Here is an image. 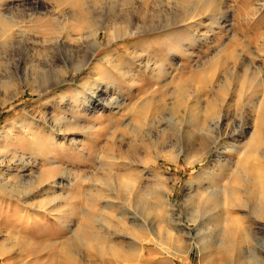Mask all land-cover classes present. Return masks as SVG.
Instances as JSON below:
<instances>
[{
	"label": "rangeland",
	"instance_id": "374dc122",
	"mask_svg": "<svg viewBox=\"0 0 264 264\" xmlns=\"http://www.w3.org/2000/svg\"><path fill=\"white\" fill-rule=\"evenodd\" d=\"M25 2L0 0V103L10 101L0 105V264H262L264 207L254 201L264 194V143L259 154V110L250 103L257 88L241 81L216 93L223 65L214 60L227 50L238 71L251 61L264 71V0H39L26 23L33 42L15 49L3 44V36L15 32L3 16L22 15ZM63 8L62 21L47 12ZM72 13L87 18L75 20ZM42 15L68 38L101 27L97 55L116 53L117 75L87 78L83 70L72 81L69 70V82L61 85L58 73L42 78L36 66L50 53L46 36L37 33L46 29L38 21ZM162 23L175 28L154 31ZM117 72L138 76L133 83ZM120 81L127 84L120 87ZM40 83L54 86L31 94ZM99 84L114 90L119 111L89 109L86 99L93 93L103 98ZM185 85L203 97L202 106L226 96L227 104L214 110L228 130L236 126V138L225 137L222 125L212 132L210 116H187L192 107L198 112L196 101L169 121L172 111L161 106L173 103ZM14 94L18 99L11 101ZM44 96L55 97V115L79 110L82 127L24 124L26 112L38 109ZM135 146L142 151L131 164L125 157Z\"/></svg>",
	"mask_w": 264,
	"mask_h": 264
},
{
	"label": "bare ground",
	"instance_id": "6f19581e",
	"mask_svg": "<svg viewBox=\"0 0 264 264\" xmlns=\"http://www.w3.org/2000/svg\"><path fill=\"white\" fill-rule=\"evenodd\" d=\"M61 2V1H60ZM66 3V2H65ZM8 4V3H7ZM7 4H4V6H8ZM61 4V3H60ZM59 4H57L58 6ZM9 7V6H8ZM20 9L22 8L23 12L22 15L20 16H17L15 14H9V15H5L3 16V19L7 22V24L13 26L14 31H12L11 33H8L7 35L5 34L3 37V44L4 42L5 43H8L11 47H14L15 49L16 48H19L20 46H24L26 44H30L32 43L33 41L31 40V37L29 35H26V23L29 22L28 20L32 17L33 14H36V12L38 11V7H39V0H26V2L24 4H22L21 6H19ZM81 7V6H80ZM53 8V7H52ZM59 8V7H58ZM61 8V7H60ZM7 9V8H6ZM19 9V8H18ZM55 9V8H54ZM64 10L62 9H56V11L54 10H48L47 12L49 14H53L57 17V20L58 21H62L64 16H65V8H63ZM75 10V9H74ZM107 10V9H106ZM14 11V10H13ZM16 11V10H15ZM20 11V10H19ZM79 11V9H78ZM11 12V11H10ZM71 12V10H70ZM84 12V11H83ZM18 13V12H16ZM74 13V11H73ZM72 13V14H73ZM87 13V11L85 12ZM93 13V12H92ZM21 14V13H20ZM48 14V15H49ZM76 14V12H75ZM48 15H42V17H39V20L40 21V26H42L41 28H44V26L46 27V29L44 30H41L39 29L37 31V33H39L40 36H46L45 39L47 40L46 42V47H45V50L50 52L48 53L49 54V58L46 60L42 59L43 61L42 62H39L38 65L36 66V70L37 69H40V71L38 72V74H40V76L44 79H47L46 77L54 74V73H58V81L56 82V85H61V84H65L67 82H69L68 80V71H72L73 72V76H72V81L74 80L75 76L76 75H79L81 74V72H83V70H86V75H87V78H89V76H97V75H106L108 76L109 73H114V75L116 74L115 71H117L118 69V65H116V62L118 63V61H120V59H115L114 56L116 55L115 54H111V53H107L105 54L104 56L103 55H97L98 53V50H100L102 48V45L103 44H100L99 42V37H100V32H101V27L99 28V30H97V32H94V33H90L89 36H83V34H81V31H77V35L76 37H79V38H68L67 36L63 35L62 33H60L59 29H57V27H55V24H54V21L53 20H50V18H46L45 19V16L48 17ZM87 15V14H86ZM89 15V14H88ZM91 15V14H90ZM89 15V16H90ZM39 16V15H38ZM73 16L75 17V15L73 14ZM88 16V17H89ZM53 17V16H52ZM72 17V16H71ZM66 18V17H65ZM70 18V17H69ZM84 18H87L85 15L81 14L80 16H77L75 17V20L79 19L80 21H84ZM36 19V17H35ZM68 19V17H67ZM66 19V20H67ZM74 19V18H73ZM89 19V18H88ZM125 19V17L123 18ZM122 19V20H123ZM19 20V21H18ZM27 20V21H26ZM45 20V21H44ZM48 20V21H47ZM69 20V19H68ZM97 20V19H96ZM127 20V19H126ZM178 20V19H177ZM99 21V19H98ZM163 21V20H161ZM176 21V20H175ZM174 21V23H175ZM65 22V21H64ZM93 22V21H92ZM121 22V21H120ZM129 23V21H127ZM131 22V21H130ZM159 22V21H158ZM166 22V21H165ZM31 23V21H30ZM86 23V22H85ZM96 23V22H95ZM99 23V22H98ZM96 23V24H98ZM125 23V21L123 22ZM127 23V24H128ZM170 24V22H168ZM6 24V25H7ZM36 24V23H35ZM166 25L165 23L162 25H159L158 28H154V31H162V30H165V29H169V30H172L173 28H175V24L174 26L172 25ZM178 24V23H177ZM181 24V23H179ZM158 25V24H157ZM31 26V25H30ZM59 27V24L57 25ZM93 26V25H92ZM97 26V25H96ZM95 26V27H96ZM102 26V25H101ZM36 27V26H35ZM37 27H39V25H37ZM65 27V26H64ZM95 27L93 26V28L95 29ZM173 27V28H172ZM38 29V28H37ZM90 29V26L89 28ZM123 29V28H122ZM147 29V28H146ZM11 30V29H10ZM126 30V28H125ZM129 30V29H128ZM128 30L126 31L127 34H128ZM168 30V31H169ZM34 31V32H35ZM93 31V30H92ZM96 31V30H95ZM124 31V30H123ZM166 31V30H165ZM31 32V30H30ZM69 32V31H68ZM122 32V30L120 31ZM144 32V31H143ZM28 33V32H27ZM35 33V34H37ZM60 33V34H59ZM4 34V33H3ZM131 34V33H130ZM133 34H139L138 32L137 33H133ZM87 35V34H86ZM163 35V34H162ZM165 35V34H164ZM111 36V35H109ZM108 36V37H109ZM123 36V35H122ZM166 36V35H165ZM173 34L172 33H169L166 37L169 38L170 37V40L172 38ZM122 38V37H121ZM33 39V38H32ZM120 39V38H119ZM45 40V41H46ZM114 40V39H113ZM193 40V39H192ZM176 41V40H175ZM174 41V45L176 44H179L181 40L175 42ZM191 40H188L187 43L184 45L185 47V51H189L187 50L189 47L192 46V43H190ZM167 42V41H166ZM34 44V43H33ZM173 44H170V45H173ZM165 45V44H163ZM8 46V45H7ZM166 46V45H165ZM164 46V47H165ZM182 46V45H181ZM4 47V46H3ZM10 47V48H11ZM172 47V46H171ZM183 47V46H182ZM7 48V47H6ZM12 49V48H11ZM169 49V48H168ZM12 52V51H11ZM128 52V51H127ZM223 55H219L215 58V62H217L218 60V63L221 62V64L223 65V72L222 74L219 75V78L217 79L216 83L215 84V88H216V93L218 92H221V91H225L226 89H229L231 88L233 84H238L240 83L241 81H244L246 83H249L250 85H253V87L255 86L257 88V91H255L253 93V96L250 98V103L252 105L253 108H257L259 110V116H258V119L259 120L258 122H260V126L258 128V131L256 133V138L255 140L258 141V145L256 147V151L259 153L261 151V146L262 144L264 143V71H263V68H259L257 69L255 66H252L253 64V61H251L249 64L247 63H243L242 64V69L241 70H237V65H230L229 64V57L230 55L227 54V50H224L223 51ZM241 54L239 55L240 57L239 58H243L244 56V52L241 51L240 52ZM248 54H251L252 53L249 51L247 52ZM10 54V53H9ZM33 54V53H32ZM117 55H120V56H123V54L121 55L120 53H117ZM28 56V55H27ZM37 56V55H36ZM190 56V55H189ZM38 57V56H37ZM116 57V56H115ZM238 58V57H237ZM36 59V58H35ZM52 59V60H51ZM245 59V58H243ZM220 60V61H219ZM247 60V59H246ZM245 60V61H246ZM9 61V60H8ZM29 61V60H28ZM138 61V60H137ZM212 61V62H214ZM147 62V61H146ZM138 63V62H137ZM140 63V62H139ZM138 63V64H139ZM120 64V63H119ZM123 64V63H122ZM141 64H143L141 62ZM210 66V64H207ZM120 66V65H119ZM122 66V65H121ZM141 67V66H140ZM124 68V67H123ZM138 69V68H137ZM122 70V69H121ZM121 70L119 72H121ZM124 70V69H123ZM131 70V69H130ZM136 70V69H135ZM146 70L148 71H152L154 72L155 71V68H153L151 65H147L146 66ZM32 71V70H31ZM148 71V72H149ZM150 71V72H151ZM163 71V73L166 74L167 72V69H165V67L161 70ZM161 71H158V72H161ZM182 71V70H181ZM203 71V70H202ZM24 72V71H23ZM123 72V71H122ZM140 71H138L137 73L138 74H141V72L139 73ZM157 72V71H156ZM157 72V73H158ZM184 72V71H183ZM112 73V74H113ZM118 73V72H117ZM136 73V74H137ZM34 74H37V73H34ZM111 74V75H112ZM125 74V75H124ZM123 75L121 73H118V75H120L121 77H118V78H123L122 80H127L130 78L131 81H133V83L136 81V77L138 75L135 74V72L133 74H131V76L127 75L126 73H124ZM143 74V73H142ZM164 74V76H165ZM168 74V73H167ZM170 74V73H169ZM168 74V75H169ZM182 74V73H181ZM55 75V74H54ZM113 75V77H114ZM117 75V74H116ZM173 75V74H172ZM171 75V76H172ZM39 76V75H38ZM56 76V75H55ZM193 76H195L193 74ZM205 76V75H204ZM35 77V76H34ZM105 77V76H104ZM112 77V78H113ZM150 76L148 75V77L144 76L141 81L146 83V81H148ZM174 77V76H173ZM183 77V76H182ZM40 78V77H39ZM57 78V76H56ZM86 78V76L84 77ZM166 78V77H165ZM175 78V77H174ZM194 78V77H192ZM191 78V79H192ZM109 79V78H108ZM151 79V78H150ZM191 79H188V80H191ZM206 79V78H205ZM209 79V78H208ZM107 80V79H106ZM119 80V79H118ZM152 80V79H151ZM212 80V79H211ZM46 81V80H45ZM44 81V82H45ZM71 81V80H70ZM83 81V80H81ZM43 82V83H44ZM159 82V81H158ZM212 84L213 81H210ZM36 83H38L36 81ZM108 83V82H107ZM133 83H129L128 86H130L131 88L133 87ZM148 83V82H147ZM167 83V82H166ZM243 83V82H242ZM41 84V83H40ZM49 84V83H48ZM47 84V85H48ZM52 84V83H51ZM122 84H127L125 83V81H120L119 85L120 87L122 86ZM42 86L44 85L45 87H42L41 88H38V89H33L31 90V94L33 95H42L44 91L48 90L49 88L53 87L54 85H45V84H41ZM136 85V83H135ZM144 84H142V87H143ZM161 85V84H160ZM167 86V85H166ZM186 87H184V89H180V93L178 94L177 97H174L173 96V103H166L165 101L163 102V106H161L162 108L164 107V109H167V110H170L172 111V117L169 119V121L172 123L173 120H175L177 114H182V109L184 107H186V109H189V103L190 101L192 100L193 102L196 101L197 104H198V112H195L197 111L196 108H191V110H187V112L189 114H187V116L189 115L190 117H193L196 116L197 118H199V114H200V118H201V121L202 118L204 117H208L210 116L211 118V121H212V124H210V128L212 130V132L214 131V129H218L221 127V125L225 128V137H235L236 138V126L234 125L232 130H228L227 129V124H223L224 121L226 120H222L220 118V115L219 113H217L218 111V107L219 109L220 108H223V105L227 104L226 103V96L225 97H222V96H215V97H212V99L209 101H207V105L206 106H202V99L203 97L201 95H198L196 93V95H192L190 92H189V85H185ZM231 86V87H230ZM140 86V88H142ZM98 88H100V92H102V99L99 98L97 95H95V93H93L90 98L88 96V100L86 99V101L88 102V106H89V109L90 107H95V108H98V107H102L103 111L105 109H114V110H120L121 108V104H122V101L119 100V98L115 97V95H113L112 89H109L108 87L105 88V86H101L100 84L98 85ZM128 88V87H126ZM170 88V87H169ZM214 88V86H213ZM105 89V90H104ZM254 89V88H253ZM30 90V89H29ZM93 90V89H92ZM104 90V91H103ZM109 90H111V92H109ZM193 90V89H192ZM231 90V89H229ZM17 91V90H16ZM19 91V90H18ZM189 93V94H188ZM20 94V93H19ZM18 94V95H19ZM177 94V93H176ZM176 94L174 93L173 95L176 96ZM215 94V93H214ZM224 94V93H223ZM18 95H13L11 96L10 100H16L15 98H17ZM171 95V94H170ZM220 95V94H219ZM142 96V95H141ZM172 96V95H171ZM86 98V97H85ZM18 99V98H17ZM43 103L38 107V109L36 108H33L31 110H26V119H25V122L22 120V122H24V124L27 125L28 123V127L30 126V124H34L35 122L39 123L40 124V127L41 125H49V126H52L53 128L56 127V129H58L62 124H69V123H73L77 128H79L81 126V123L83 121V118H82V114L79 110H76L74 108L72 109H64L65 112H61L60 114L58 113V115L54 114L57 110L58 112L59 109H54L52 108V110L50 109V107H52L54 101H55V97H52V98H48V97H43L42 100H41ZM201 101V102H200ZM5 102V101H4ZM8 104H9V100L7 101ZM7 102L5 103H0V105H5ZM204 102V101H203ZM229 103V102H228ZM56 104V103H55ZM202 104V105H201ZM230 104V103H229ZM52 105V106H51ZM200 105V106H199ZM57 106V105H56ZM228 106V105H227ZM226 106V107H227ZM55 107V106H53ZM188 107V108H187ZM197 107V106H196ZM59 108V107H57ZM161 108V109H162ZM217 109L216 111L214 109ZM225 108V107H224ZM101 109V110H102ZM185 109V110H186ZM62 110V109H61ZM94 109H92L93 111ZM200 110V111H199ZM225 110V109H224ZM106 111V110H105ZM161 111H164V110H161ZM68 113V115H70V120H66V116H65V113ZM224 112V111H223ZM221 112V113H223ZM184 113V112H183ZM24 114V113H23ZM95 114H96V111H95ZM162 114V113H161ZM85 115V114H84ZM185 116H186V113H185ZM224 116V115H223ZM19 117V116H18ZM189 117V118H190ZM222 117V116H221ZM187 118V117H186ZM196 118V119H197ZM224 118V117H222ZM191 119V118H190ZM193 119V118H192ZM205 119V118H204ZM18 118L15 119V121H17ZM206 120V119H205ZM208 120V118H207ZM190 121V120H189ZM200 121V122H201ZM20 122L21 121H17V126H18V129L21 127L20 125ZM27 122V123H26ZM195 122L198 123V121L195 120ZM199 122V124H200ZM193 123V122H192ZM203 123V122H202ZM225 123V122H224ZM204 124V123H203ZM208 124V122L206 123ZM36 124H34L33 126H35ZM205 125V124H204ZM9 126V125H8ZM12 126L14 127V124H12ZM25 126V125H24ZM4 127V126H3ZM82 127V126H81ZM222 127V128H223ZM7 128V127H4V129ZM23 128V129H22ZM22 130H24L25 128L22 126ZM31 128V127H30ZM34 128V127H32ZM75 128V127H74ZM64 129V128H63ZM76 129V128H75ZM221 129V128H220ZM21 130V131H22ZM19 131V130H18ZM58 131V130H57ZM221 131V130H220ZM23 132V131H22ZM31 135V138L33 137L32 135H34L35 133L33 131H30V129L28 128V130L26 129V133H28ZM99 134L96 138H101V134H102V131H98ZM222 132V131H221ZM23 134V133H21ZM17 136V134H14ZM24 135V134H23ZM26 135V134H25ZM27 136V135H26ZM238 136V135H237ZM29 137V136H27ZM13 138V137H12ZM18 138V137H17ZM22 138V137H21ZM10 139V138H9ZM16 139V137H15ZM8 140V139H7ZM13 140V139H12ZM30 140V139H29ZM72 140V139H71ZM135 140V139H134ZM143 140V139H142ZM21 141V140H20ZM24 141V140H23ZM236 141V140H235ZM8 142V141H7ZM10 142V141H9ZM12 142V141H11ZM14 142V141H13ZM73 142H77L78 143V140L77 139H73L72 140V143ZM147 142V141H146ZM18 143V142H17ZM132 143V142H131ZM130 143V144H131ZM2 144V143H1ZM76 144V143H75ZM146 144V143H144ZM148 144V143H147ZM74 145V143H73ZM139 145V144H138ZM150 145V144H149ZM141 146V145H140ZM2 147V146H1ZM0 149H3L1 148ZM119 148V147H118ZM5 149V148H4ZM25 149V148H24ZM29 149V148H28ZM139 149L142 151V149L138 146H135L134 149H131L132 151L130 152V154H127V156L125 158H129L128 160L130 161L129 163L132 164V159L133 158L132 156H134V154H138L137 152H139ZM148 149V148H147ZM221 149V148H220ZM122 150V149H121ZM120 150V151H121ZM1 151V150H0ZM5 151V150H4ZM148 151V150H147ZM221 151V150H220ZM23 153V152H22ZM260 154V153H259ZM261 154H262V151H261ZM139 157V156H138ZM18 163V162H17ZM128 163V162H127ZM242 165L243 167L246 166V164H240ZM239 165V166H240ZM23 167V166H22ZM247 168V167H246ZM245 168V169H246ZM25 169V168H24ZM253 169V168H252ZM251 169V170H252ZM253 171V170H252ZM256 172V171H254ZM257 173V172H256ZM255 173V174H256ZM240 175V174H239ZM258 183H261V182H258ZM257 184V183H256ZM262 185V184H261ZM263 186V185H262ZM261 186V187H262ZM254 187V186H252ZM258 187V185L256 186ZM260 187V188H261ZM260 190V189H259ZM262 191V189L260 190ZM249 194V193H248ZM247 197V195H246ZM253 197V196H252ZM250 198V197H249ZM258 199H261V200H258ZM255 203H258L257 205H262L264 207V194L263 196L260 198H257L255 199L254 201ZM248 204V202H247ZM248 205H252V204H248ZM247 205V206H248ZM254 205V204H253ZM263 209V208H262ZM257 209H254V212H256ZM260 210V209H259ZM260 215V214H259ZM17 238L12 239V241L17 245L19 246V241L16 240ZM12 242V243H13ZM21 248V247H20ZM263 250H264V245H263ZM6 250V248H5ZM227 256V255H226ZM226 261H227V258H226ZM262 264H264V259L262 260Z\"/></svg>",
	"mask_w": 264,
	"mask_h": 264
}]
</instances>
